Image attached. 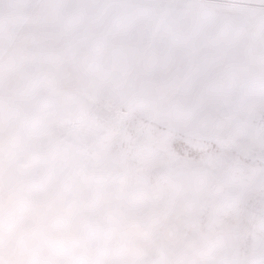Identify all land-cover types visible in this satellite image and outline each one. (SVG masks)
I'll return each mask as SVG.
<instances>
[{"label":"rangeland","instance_id":"1","mask_svg":"<svg viewBox=\"0 0 264 264\" xmlns=\"http://www.w3.org/2000/svg\"><path fill=\"white\" fill-rule=\"evenodd\" d=\"M0 264H264V0H0Z\"/></svg>","mask_w":264,"mask_h":264}]
</instances>
